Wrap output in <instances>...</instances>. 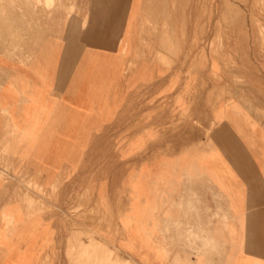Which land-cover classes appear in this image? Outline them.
Here are the masks:
<instances>
[{
    "label": "crops",
    "instance_id": "0c3cea01",
    "mask_svg": "<svg viewBox=\"0 0 264 264\" xmlns=\"http://www.w3.org/2000/svg\"><path fill=\"white\" fill-rule=\"evenodd\" d=\"M86 2L85 15L66 21L62 61L48 73L53 92L23 94L25 67L0 63L14 76L0 85V152L10 150L0 162V264H52L65 214L83 204L126 261L264 264L262 42L241 56L230 40L222 59L190 75L163 65L173 47L164 31L136 43L145 0ZM103 55L109 112L84 88ZM166 225L209 233L222 247L210 256L200 246L172 251Z\"/></svg>",
    "mask_w": 264,
    "mask_h": 264
},
{
    "label": "rangeland",
    "instance_id": "374dc122",
    "mask_svg": "<svg viewBox=\"0 0 264 264\" xmlns=\"http://www.w3.org/2000/svg\"><path fill=\"white\" fill-rule=\"evenodd\" d=\"M139 9L146 15L136 22L140 31L136 43L143 45L144 40L153 39L156 31H164L168 45L173 46L163 63L168 69L180 64L187 74H200L209 59H222L224 44L230 40L241 50V56L248 52L249 47L256 46L257 39L264 46V0H145ZM87 11L86 0H0V63L17 62L25 67L21 71L23 80L17 81L23 94L53 92V82L48 73L62 61L66 21L69 17L85 15ZM160 14H165L166 19H156ZM86 24L89 27L87 19ZM153 45L152 42L149 45L151 50ZM135 55L140 56L142 52ZM91 56L87 54V61ZM234 56L238 59L239 53ZM100 60L101 68H97L95 74L93 70H87L84 88L87 97L100 100L97 103L99 109L109 112L110 59L103 55ZM13 77L0 70V85L8 80L14 83ZM91 120L88 118L87 124L93 122ZM9 151L3 148L0 162L5 160L3 153L6 155ZM35 190L39 195L40 212L49 210L48 194L41 186ZM95 217V212L84 204L65 214L66 225L64 228L61 225L64 238L52 264H139L126 261L127 258L114 245L103 241L104 238L96 232ZM222 219L228 221L230 217L223 213ZM72 226L77 227L76 233ZM163 232L171 233L172 251L191 253L192 248L200 246V252L210 256L222 247L212 242L211 234L204 235L198 230L190 232L166 225Z\"/></svg>",
    "mask_w": 264,
    "mask_h": 264
},
{
    "label": "bare ground",
    "instance_id": "6f19581e",
    "mask_svg": "<svg viewBox=\"0 0 264 264\" xmlns=\"http://www.w3.org/2000/svg\"><path fill=\"white\" fill-rule=\"evenodd\" d=\"M12 2V1H11ZM42 2V1H41ZM7 7V6H6ZM10 7V6H9ZM28 7V6H27ZM30 9V8H29ZM33 12V11H32ZM4 13V12H3ZM32 14V13H31ZM1 15V14H0ZM33 15V14H32ZM2 16V15H1ZM9 16H10V14H9ZM13 16V15H12ZM38 17V16H37ZM4 20V19H3ZM87 20H89V17H87ZM10 23H8V25H9ZM12 24V23H11ZM14 26V25H13ZM12 27V26H11ZM10 29V28H9ZM14 30V29H13ZM10 31V30H9ZM185 169V168H184Z\"/></svg>",
    "mask_w": 264,
    "mask_h": 264
}]
</instances>
